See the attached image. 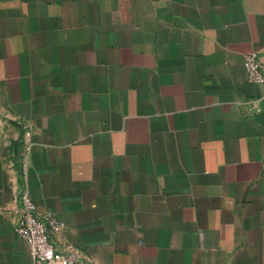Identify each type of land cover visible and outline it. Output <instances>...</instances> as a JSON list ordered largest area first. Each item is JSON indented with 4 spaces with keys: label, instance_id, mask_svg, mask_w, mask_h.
Here are the masks:
<instances>
[{
    "label": "crops",
    "instance_id": "0c3cea01",
    "mask_svg": "<svg viewBox=\"0 0 264 264\" xmlns=\"http://www.w3.org/2000/svg\"><path fill=\"white\" fill-rule=\"evenodd\" d=\"M250 53L264 0H0V264L25 186L87 264H264Z\"/></svg>",
    "mask_w": 264,
    "mask_h": 264
},
{
    "label": "built area",
    "instance_id": "2783aa9c",
    "mask_svg": "<svg viewBox=\"0 0 264 264\" xmlns=\"http://www.w3.org/2000/svg\"><path fill=\"white\" fill-rule=\"evenodd\" d=\"M244 62L248 81L264 90V71L259 54H247ZM20 200L15 231L28 244L30 257L36 264H87L85 258L71 247L56 244L53 234L61 231L63 224L53 216L39 214L28 186L22 191Z\"/></svg>",
    "mask_w": 264,
    "mask_h": 264
}]
</instances>
